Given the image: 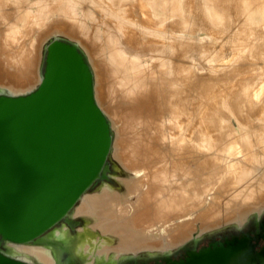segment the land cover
Returning <instances> with one entry per match:
<instances>
[{
	"label": "bare ground",
	"instance_id": "obj_1",
	"mask_svg": "<svg viewBox=\"0 0 264 264\" xmlns=\"http://www.w3.org/2000/svg\"><path fill=\"white\" fill-rule=\"evenodd\" d=\"M60 37L92 66L126 176L99 181L48 239L117 264L262 216L264 0H0V92L36 90ZM9 248L58 264L52 246Z\"/></svg>",
	"mask_w": 264,
	"mask_h": 264
},
{
	"label": "water",
	"instance_id": "obj_2",
	"mask_svg": "<svg viewBox=\"0 0 264 264\" xmlns=\"http://www.w3.org/2000/svg\"><path fill=\"white\" fill-rule=\"evenodd\" d=\"M42 77L29 94L0 92V264H29L11 255L10 243L62 249L46 235L84 194L110 179L114 131L97 103L94 71L82 48L67 38L52 40ZM178 252L163 258L168 264H264V247L258 251L251 237L169 261Z\"/></svg>",
	"mask_w": 264,
	"mask_h": 264
},
{
	"label": "flooded vegetation",
	"instance_id": "obj_3",
	"mask_svg": "<svg viewBox=\"0 0 264 264\" xmlns=\"http://www.w3.org/2000/svg\"><path fill=\"white\" fill-rule=\"evenodd\" d=\"M111 170L115 171V167L113 165L111 167ZM111 176L112 175L109 174V177ZM96 188L97 187H95L94 189ZM94 189L91 188L88 192H92ZM76 227L75 229L80 228V226L78 225ZM225 227H222L213 232H209V234L207 233L204 234L205 236L203 235L199 238L198 244H191L186 246L185 248H182L181 246L180 248L182 249L179 248L175 250V252L178 250L179 252L176 255H171L169 261L171 262L181 261L186 257L187 251H194V250L199 251L203 248L209 247L212 243H216V242L224 243L226 241L240 240L245 237L252 238V244L256 247L258 251H260L264 247V213L260 217H257V215L254 216V218L249 220L246 223V225L241 228L240 227L225 228ZM75 229H72V231H74ZM57 243L62 247V249L56 248L59 251L58 264H85L86 260L80 259V257L76 255L75 249L72 244L64 245L61 242H57ZM121 261L122 260H120V262L117 264H168L167 261L163 258V254L152 255L148 253L144 255L130 257L124 262ZM86 264H88V262H86ZM98 264H102V263H98Z\"/></svg>",
	"mask_w": 264,
	"mask_h": 264
},
{
	"label": "rangeland",
	"instance_id": "obj_4",
	"mask_svg": "<svg viewBox=\"0 0 264 264\" xmlns=\"http://www.w3.org/2000/svg\"><path fill=\"white\" fill-rule=\"evenodd\" d=\"M50 32H52V30H50L49 31V33ZM52 40H50V42H51ZM47 46V45H46ZM114 134H115V132H114ZM111 164L115 167V170H117V171H119V172H117L118 173V175L119 176H123V174H124V176H126V173H125V171L123 170V168H122V166H120L121 164L117 161V160H115V159H111ZM120 168V169H119ZM122 171V172H121ZM111 175L113 174V175H115V171L114 172H111L110 173ZM110 182H111V184H113V185H117V182L115 181V179L111 176L110 177ZM254 216H256V215H252L251 217H250V220L252 219V218H254ZM62 226V224H60V225H58L56 228H60ZM79 226H81V224L79 225ZM231 227H239L237 224H233V225H228V226H226L225 228H231ZM207 234H209V233H207ZM205 236V235H204ZM175 251H173V253H174ZM144 254H147V253H143V254H141V255H144ZM148 254H150V253H148ZM158 254H163V253H158ZM128 258H130V257H126V258H123V259H121L122 261L121 262H124V261H126Z\"/></svg>",
	"mask_w": 264,
	"mask_h": 264
}]
</instances>
